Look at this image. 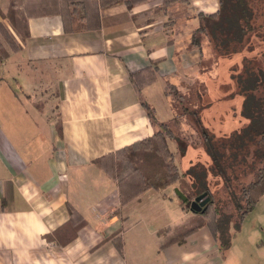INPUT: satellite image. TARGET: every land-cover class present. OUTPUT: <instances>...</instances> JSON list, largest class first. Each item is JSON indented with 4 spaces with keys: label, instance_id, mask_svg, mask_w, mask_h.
Segmentation results:
<instances>
[{
    "label": "crops",
    "instance_id": "crops-1",
    "mask_svg": "<svg viewBox=\"0 0 264 264\" xmlns=\"http://www.w3.org/2000/svg\"><path fill=\"white\" fill-rule=\"evenodd\" d=\"M188 1L164 11L163 0H0V264H264V228L246 254L242 228L219 238L174 192L150 189L122 204L100 166L155 134L143 103L159 122L174 118L168 85L205 104L215 65L202 28L220 1ZM90 22L97 28L75 27ZM201 116L207 127L206 108ZM169 149L182 174L212 164L203 144ZM250 214L264 218V195Z\"/></svg>",
    "mask_w": 264,
    "mask_h": 264
},
{
    "label": "trees",
    "instance_id": "trees-1",
    "mask_svg": "<svg viewBox=\"0 0 264 264\" xmlns=\"http://www.w3.org/2000/svg\"><path fill=\"white\" fill-rule=\"evenodd\" d=\"M69 1L70 0H66V4H68ZM118 1L119 0H113V2ZM124 1L128 5L132 6L134 3L146 2L147 0ZM219 1L221 8L220 14L217 17L215 16V18H210V22H208L207 26L202 28V30H207L209 42L213 48V51L215 52L213 53L214 59L217 60V58L220 57L227 60L229 57L236 55V49L238 50L237 53H241L243 51H252L253 48L256 49V46H263L264 0ZM178 2L188 3L189 1L163 0L164 11H167L171 6ZM54 4H56V2H54ZM53 10L54 11L52 12H55L56 6ZM43 11L46 12V9H43ZM61 12L64 18L65 16H69V20L72 22L77 20V16L74 14V12H71L69 7H63ZM227 24H230L231 30L226 27ZM237 25L238 29H236ZM96 26L97 25L90 22L88 24L79 23L75 27L77 29H94L97 28ZM216 35H218L217 38L215 37ZM222 38L223 40L232 38L230 44L227 43L225 48L224 46L223 48L220 47L221 45H224L220 42ZM255 40H258L259 44H256L254 42ZM196 41H199L198 38H196L195 42ZM231 44L234 45L233 48H230ZM232 52L233 54L230 55ZM242 59H244L242 61L243 64L247 58L244 56ZM257 60L258 58L256 60L253 58L252 62L256 63ZM259 61L261 64L263 63L262 59L260 58ZM245 63H247V61H245ZM235 68L238 69L236 63L233 64L231 69L235 70ZM246 72L247 70L245 69L241 74L243 79L249 78V75ZM232 73L229 75L231 77L235 76L234 78L237 79V76L233 75ZM240 87L244 89L243 86ZM255 87L256 86L251 87V89L248 91L246 89L242 91V93L247 96L246 98H248L245 103L246 107L251 102L252 104L256 103L253 101V99L255 100L257 96V93L253 91V88ZM168 88L175 92L173 95L172 92L169 91L166 93L167 96L171 97L174 103L176 112L174 118L170 122H159L155 117L154 109L148 104L143 103L147 114L156 129L155 134L151 138L140 141L131 147L125 148L116 154L105 158L104 160L100 161V166H102L105 172L117 182L122 204L132 201L147 190L155 189L157 191H161L177 184L178 189L188 197V202L182 203L187 209H189L190 202H192L197 196L203 193H208L211 200L206 211L204 213H198L199 215L202 214V216L205 218L204 221L199 223V226L208 224L212 228H217L218 236L220 238L224 231L220 216L221 208L220 205L217 204L216 199L213 196V193L211 192L206 180H204L206 174L205 166L198 164L191 168L190 171L182 174L180 172L179 166L174 161V154L169 149V141L177 142L182 152H185V149L189 145L193 147H199L203 144V147H206L207 152L212 154L211 158L217 155L219 152V144H216L215 148L214 144L216 143V138L213 137V134L208 131L200 119L202 111L206 108V104H202L200 102V98L196 99L197 101L191 104L189 99H186V97L178 91L177 87L174 85H168ZM251 93H254V96H250ZM179 105L181 106L182 110L179 109ZM181 119H184L187 125L197 132L196 139H193L192 135H185V132H182L180 122ZM251 126H255L254 123H252ZM260 142L264 146V139H261ZM262 160L261 166L256 172V179L242 190L244 207H242L243 211L241 213V219L244 218L245 214L251 212L254 209L260 198L264 195V154ZM214 164H219V162H213L210 166H213ZM213 173L214 175H212L214 177L218 175L215 172ZM70 213L72 216L71 222L74 226L82 223L78 213L74 209L70 208ZM194 230L190 231V233ZM169 232L170 229H165L159 234L160 236H163ZM178 240H180V237L172 239L170 243L176 242Z\"/></svg>",
    "mask_w": 264,
    "mask_h": 264
},
{
    "label": "rangeland",
    "instance_id": "rangeland-1",
    "mask_svg": "<svg viewBox=\"0 0 264 264\" xmlns=\"http://www.w3.org/2000/svg\"><path fill=\"white\" fill-rule=\"evenodd\" d=\"M226 27L231 30L230 24H227ZM236 29H238V25ZM197 37H199V34L196 35L195 40ZM215 37L217 38L218 35ZM231 39L227 38L223 40L222 38L220 42L224 45L220 47L223 48L224 46L225 48L227 43L230 44ZM254 42L259 44L258 40ZM262 44L263 46H256V49L253 48L252 51L237 53L238 50L236 49V55L229 57L227 60L220 57H216L217 60H215L214 56H212L207 64L211 66V63H213L215 69L209 70V79L205 87L206 99L204 98V103L208 105L206 111L212 117L210 119L208 118L209 120L206 119V128L216 138L215 148L216 144H219V152L213 158H211L212 154L210 152L203 149L205 152L203 157L207 154L210 160L213 159L211 161L215 163L219 162V164H214L206 168L207 173L205 174V179H208L207 176L210 173L213 175V172L218 174V177L216 176L218 182L214 183L215 186L210 184V187L213 190L217 204L220 205L222 216L227 215V221L225 222L226 228L223 231V235L229 239L235 231L242 228L241 244H245L244 251L246 254H253L252 251H255V249L254 247L252 248L250 242L259 239L257 233L261 232L262 228H264V218L256 216L255 214H250L249 218H247L246 216L250 212L245 214L244 218L241 219L242 207H244L242 190L251 181L256 179V172L261 166L264 154V146L260 142L261 139H264V122H262L264 121V42ZM233 47L234 45L231 44L230 48ZM213 53L215 52L213 51ZM240 55H242V58L244 56L247 58L245 60L247 63L244 61L242 64L244 60L242 58L241 61L237 60L241 57ZM253 58L255 60L258 58L256 63L252 62ZM259 58L262 59V64ZM234 63L237 64L238 69L235 68V70H232L231 67H233ZM245 69L250 80L249 78L243 79L241 76ZM230 73L236 75L237 79L234 78L235 76L231 77L229 75ZM240 86H243L244 89ZM253 86H258L257 88H253V91L257 93L255 100L253 99L256 103L252 104L251 102L246 107L245 103L248 98H246L247 96L242 91L245 89L248 91ZM167 91L172 92V95L175 94L168 87ZM178 91L180 92L179 89ZM250 96H254V93H251ZM188 97L187 99H191L190 94H188ZM242 101L243 103L241 104ZM179 109L182 110L180 105ZM200 119H202V116ZM252 123L255 126H251ZM225 125L228 128L221 130ZM217 129L221 130V132L216 131ZM191 132H193L192 129H190ZM195 132L192 135L193 139H196L197 132ZM190 170L191 168L188 171ZM209 179H213V177ZM173 188L170 186L166 190L171 193L174 192L177 196L176 188L174 191ZM178 200H180L179 197Z\"/></svg>",
    "mask_w": 264,
    "mask_h": 264
},
{
    "label": "water",
    "instance_id": "water-1",
    "mask_svg": "<svg viewBox=\"0 0 264 264\" xmlns=\"http://www.w3.org/2000/svg\"><path fill=\"white\" fill-rule=\"evenodd\" d=\"M175 191L177 193V196L183 203L188 202V197L185 194H183L178 188ZM210 200L211 199L208 196V193H203L197 196L192 202H190L189 208L191 209L192 212L204 213L207 209Z\"/></svg>",
    "mask_w": 264,
    "mask_h": 264
}]
</instances>
